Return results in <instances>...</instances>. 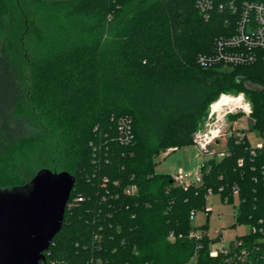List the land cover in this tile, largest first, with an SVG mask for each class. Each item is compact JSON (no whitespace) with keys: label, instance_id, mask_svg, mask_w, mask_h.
Masks as SVG:
<instances>
[{"label":"trees","instance_id":"trees-1","mask_svg":"<svg viewBox=\"0 0 264 264\" xmlns=\"http://www.w3.org/2000/svg\"><path fill=\"white\" fill-rule=\"evenodd\" d=\"M37 1L57 8L59 24L30 62V97L46 132L35 138L20 122L21 68L0 42V187L24 185L42 168L75 176L70 199L85 200L66 208L46 264H264V154L253 157L248 141L229 139L230 155L207 158L203 183L188 190L154 171L155 156L193 145L222 94L243 93L253 129L264 133V64L201 67L199 55L212 52L223 27L202 18L197 0ZM2 20L0 12V41ZM123 119L128 144L120 140ZM132 184L138 191L128 195ZM210 191L226 203L237 198L236 224L257 228L236 239L246 261L212 257L218 238L189 237L209 229L193 227L191 212L206 210Z\"/></svg>","mask_w":264,"mask_h":264},{"label":"built area","instance_id":"built-area-1","mask_svg":"<svg viewBox=\"0 0 264 264\" xmlns=\"http://www.w3.org/2000/svg\"><path fill=\"white\" fill-rule=\"evenodd\" d=\"M196 7L205 21L220 19L223 27V33L219 35L214 43V48L210 53L199 55L198 64L203 68L213 67H237L253 65L256 63L264 64V0H197ZM224 96L222 94L219 99ZM240 98V103L235 105H224L221 109L215 110L213 102L210 105L204 124L193 135V144L203 153L199 171L186 172L183 169L170 174L176 186L188 190L192 186H198L203 183L202 169L207 158L216 157L218 160L229 156L230 152L225 149L221 151H211L210 145L217 143L221 138L225 139L226 144L229 139H233L236 144L250 143L249 151L253 157L258 153L264 154V141L252 144L248 139L246 130H240L236 121L230 120L231 115H244L249 120V129H253L255 120L252 117V104L246 99L243 93L239 95H230ZM218 99V100H219ZM231 127L227 129L228 123ZM120 140L123 144H128L133 140V134L129 122L125 119L120 121L119 126ZM174 148H169L164 153L170 154ZM244 159L238 160V165L243 166ZM264 176V165L262 166ZM108 179H104V183ZM138 191L136 185L132 184L125 188V193L135 195ZM239 189L234 188V193L238 194ZM212 194V191L209 192ZM85 200L84 196H77L69 200L67 207L71 208L77 203ZM195 212H191V219H194ZM250 226V225H249ZM250 233H255L257 228L250 226ZM182 236V235H180ZM204 236L201 230H192L190 238L201 240ZM96 240L99 236L96 234ZM170 239H175L174 233H171ZM210 249V255L217 257L220 254H233V258L239 261H246L249 251L243 246L242 241L235 240L230 243L229 248L224 244H214ZM50 252H44L46 258ZM93 261V260H91ZM97 264H102L98 259ZM56 261L52 260L51 264Z\"/></svg>","mask_w":264,"mask_h":264},{"label":"rangeland","instance_id":"rangeland-1","mask_svg":"<svg viewBox=\"0 0 264 264\" xmlns=\"http://www.w3.org/2000/svg\"><path fill=\"white\" fill-rule=\"evenodd\" d=\"M0 12L3 14V34L1 46L6 45L17 59L21 68V86L25 91V100L19 110V120L24 128L33 136L39 138L45 134V121L38 109L32 103L30 93L33 88L31 58L45 53L47 44L43 41L44 35L55 33L57 24V8L51 3L37 0H0ZM241 94V93H239ZM227 94V95H239ZM237 127L246 130L252 144L264 141V133L258 129H249V120L240 114L237 117ZM228 123V122H227ZM231 127L228 123L227 129ZM226 141L221 138L217 143L210 145L211 151L225 149ZM23 146V144H22ZM203 153L193 144L184 146L170 155L161 152L155 156L154 171L156 174H172L179 169L186 172L199 171ZM23 163V156L20 158ZM6 157L2 166L6 165ZM239 205L236 198L233 203H226L219 193L210 194L207 199L206 210L197 211L192 220L193 227L208 224V231L204 234L212 239L218 238V243L229 248L237 237L250 234L249 225L236 224L235 213ZM209 215V217H207ZM215 243L210 245L212 249ZM197 256L192 262H196Z\"/></svg>","mask_w":264,"mask_h":264},{"label":"water","instance_id":"water-1","mask_svg":"<svg viewBox=\"0 0 264 264\" xmlns=\"http://www.w3.org/2000/svg\"><path fill=\"white\" fill-rule=\"evenodd\" d=\"M75 182L67 171L42 168L24 185L0 187V264H46Z\"/></svg>","mask_w":264,"mask_h":264},{"label":"bare ground","instance_id":"bare-ground-1","mask_svg":"<svg viewBox=\"0 0 264 264\" xmlns=\"http://www.w3.org/2000/svg\"><path fill=\"white\" fill-rule=\"evenodd\" d=\"M240 98H236L227 94H224V96L217 100L214 104H213V108L215 110H219L221 109L224 105H235L240 103Z\"/></svg>","mask_w":264,"mask_h":264},{"label":"crops","instance_id":"crops-1","mask_svg":"<svg viewBox=\"0 0 264 264\" xmlns=\"http://www.w3.org/2000/svg\"><path fill=\"white\" fill-rule=\"evenodd\" d=\"M209 235V234H208Z\"/></svg>","mask_w":264,"mask_h":264}]
</instances>
